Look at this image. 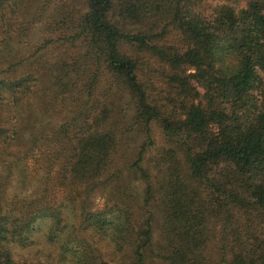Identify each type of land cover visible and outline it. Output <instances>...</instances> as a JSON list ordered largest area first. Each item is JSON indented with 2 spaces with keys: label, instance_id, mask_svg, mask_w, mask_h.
Here are the masks:
<instances>
[{
  "label": "trees",
  "instance_id": "obj_1",
  "mask_svg": "<svg viewBox=\"0 0 264 264\" xmlns=\"http://www.w3.org/2000/svg\"><path fill=\"white\" fill-rule=\"evenodd\" d=\"M62 1L28 45L44 6L0 0V264H264V0Z\"/></svg>",
  "mask_w": 264,
  "mask_h": 264
},
{
  "label": "rangeland",
  "instance_id": "obj_2",
  "mask_svg": "<svg viewBox=\"0 0 264 264\" xmlns=\"http://www.w3.org/2000/svg\"><path fill=\"white\" fill-rule=\"evenodd\" d=\"M62 0H27L26 8L27 10L34 11L39 6L43 5L45 14L43 16L44 20H40L37 23H34L31 26V31L29 32L28 37V45L30 44H39L42 43L43 38H48L55 36L57 32L54 29L46 30L47 23H52L51 20H53L54 11L56 7L59 8V5L62 4ZM42 6V7H43ZM54 53L50 50H47L44 52L45 59H51L53 57ZM36 63V61H34ZM148 67H143V71L139 73V76L141 80L145 83L147 94L150 97L151 100H153L156 105L162 110V111H168L170 109V104H167L168 97L173 98L174 96L171 92V90L167 87L166 84H164V81H162V78L159 76L160 71L157 70V66L155 64L150 63V65H147ZM45 71V68H44ZM46 73V72H45ZM45 73L39 74L41 75L39 78V86L38 91L36 94V97L34 100H38V104H52L49 102V91L48 89V77ZM125 101L127 102L126 96L123 95V100L121 102V105L119 107L120 111H123L127 106H125ZM55 104H69L68 101H65L61 103L58 101ZM63 111L59 113V115L55 112L51 114L49 117L50 120H53L54 123H58L61 121L63 115ZM52 123V124H54ZM150 135L154 141L153 147H150L149 151L144 155V162L142 163V166L148 167L149 170L153 168L155 161L157 160V155L159 148H161L164 145V139L161 134L160 129L156 125V123H151L150 125ZM144 139L142 134H134L133 132H127L122 139V144L120 145V148L118 150V154L122 157V160L120 162H125L129 158H131V147L135 146L139 142H141ZM17 182L16 178L12 177L10 180V185L8 188L9 194H18L19 191L17 189ZM30 189V187H29ZM29 190L21 192L19 194L23 195L25 192L28 193ZM59 193H56V196H58ZM102 200V206L97 203V199ZM92 208L93 210H100L106 201V194L105 193H95L92 195ZM152 250L154 252H157V245L152 246Z\"/></svg>",
  "mask_w": 264,
  "mask_h": 264
},
{
  "label": "clouds",
  "instance_id": "obj_3",
  "mask_svg": "<svg viewBox=\"0 0 264 264\" xmlns=\"http://www.w3.org/2000/svg\"><path fill=\"white\" fill-rule=\"evenodd\" d=\"M97 203L102 206V200H100L99 198L97 199Z\"/></svg>",
  "mask_w": 264,
  "mask_h": 264
}]
</instances>
